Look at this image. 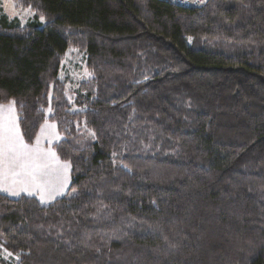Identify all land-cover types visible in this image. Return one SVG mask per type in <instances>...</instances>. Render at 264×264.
Wrapping results in <instances>:
<instances>
[{"label": "trees", "instance_id": "16d2710c", "mask_svg": "<svg viewBox=\"0 0 264 264\" xmlns=\"http://www.w3.org/2000/svg\"><path fill=\"white\" fill-rule=\"evenodd\" d=\"M15 1L35 15L0 3V103L27 143L56 122L71 182L0 193V264H264V0Z\"/></svg>", "mask_w": 264, "mask_h": 264}, {"label": "crops", "instance_id": "0c3cea01", "mask_svg": "<svg viewBox=\"0 0 264 264\" xmlns=\"http://www.w3.org/2000/svg\"><path fill=\"white\" fill-rule=\"evenodd\" d=\"M61 139L56 122L47 119L35 141L27 143L15 104L0 103V193L12 198L34 196L42 204L66 195L71 182V165L55 150ZM9 147L14 153L9 152ZM13 155L14 163L10 162Z\"/></svg>", "mask_w": 264, "mask_h": 264}, {"label": "rangeland", "instance_id": "374dc122", "mask_svg": "<svg viewBox=\"0 0 264 264\" xmlns=\"http://www.w3.org/2000/svg\"><path fill=\"white\" fill-rule=\"evenodd\" d=\"M181 2L182 0H174ZM5 12L12 18H19L25 25L34 17V12L29 7L18 5L15 0H0ZM205 3V2H204ZM75 41V40H74ZM63 68L60 78L67 82V90L72 99L75 97L72 91L79 89L82 80L87 78L88 70L84 52L76 47L75 44L63 55Z\"/></svg>", "mask_w": 264, "mask_h": 264}, {"label": "built area", "instance_id": "2783aa9c", "mask_svg": "<svg viewBox=\"0 0 264 264\" xmlns=\"http://www.w3.org/2000/svg\"><path fill=\"white\" fill-rule=\"evenodd\" d=\"M206 0H182L180 3L185 7H200Z\"/></svg>", "mask_w": 264, "mask_h": 264}, {"label": "snow or ice", "instance_id": "6c2138e0", "mask_svg": "<svg viewBox=\"0 0 264 264\" xmlns=\"http://www.w3.org/2000/svg\"><path fill=\"white\" fill-rule=\"evenodd\" d=\"M41 19H43V17H41ZM12 103L14 104L15 102L13 101ZM21 142H23V141L21 140ZM9 152L14 153V149L9 147ZM15 159H16V157H15V155H13L12 157H10V162L14 163Z\"/></svg>", "mask_w": 264, "mask_h": 264}]
</instances>
